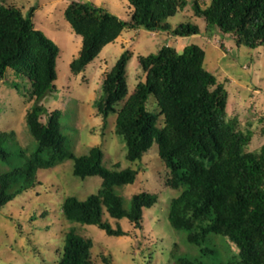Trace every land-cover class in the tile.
<instances>
[{
	"label": "trees",
	"instance_id": "obj_1",
	"mask_svg": "<svg viewBox=\"0 0 264 264\" xmlns=\"http://www.w3.org/2000/svg\"><path fill=\"white\" fill-rule=\"evenodd\" d=\"M128 1L127 18L90 1H70L64 15L82 37L81 50L70 62L73 73L87 69L103 47L125 30H164L180 37L199 34L198 24L188 21L173 28L169 22L189 5L207 26L231 34L237 46H264V0H210L206 6L201 0ZM37 8L32 5L24 13L17 4L0 0V80L11 69L21 81L13 80L10 85L34 100L26 122L36 142L33 149L24 148L13 142L15 131L0 132V209L40 184L41 169L71 159L76 176H100L102 183L85 199L67 196L62 205L64 217L96 225L108 235H128L120 223L114 226L108 217L117 221L127 218L143 228L144 209L151 208L159 196L137 192L126 205L117 188L135 183L140 170L119 168L118 163L106 167L102 146L76 155L68 145L62 129L63 111H48L42 103L56 90L60 47L36 27ZM131 57L130 50L122 53L106 74L95 101L104 119L116 113L115 132L125 141L126 158L141 161L156 142L171 173L168 184L183 187L175 203L183 202L186 213L178 209L171 215L173 227L187 228L189 242L198 246L212 232L236 245L238 252L230 261L220 259L215 264H264V143L258 150H248L253 132L239 127L237 117L227 120L229 92L205 67L204 48L193 43L179 51L163 45L157 52L139 55L146 77L132 92L126 74ZM93 245L92 238L70 229L65 233L58 264H96ZM216 251L215 244L202 246L208 255ZM175 253L173 249L172 264H194L193 259L176 257ZM104 260L111 262L108 257Z\"/></svg>",
	"mask_w": 264,
	"mask_h": 264
},
{
	"label": "rangeland",
	"instance_id": "obj_2",
	"mask_svg": "<svg viewBox=\"0 0 264 264\" xmlns=\"http://www.w3.org/2000/svg\"><path fill=\"white\" fill-rule=\"evenodd\" d=\"M6 1L17 4L24 13L32 5H37L34 14L36 27L60 47L56 90L50 92L42 103L48 111H63L62 129L68 136L70 148L76 155H82L99 145L105 153L106 167H114L118 163L119 168L131 166L140 170L135 183L117 188L126 205L137 192L157 193L159 198L151 208L144 209L143 228L135 227L127 218L117 221L108 217L114 226L120 223L129 233L112 236L96 225L70 222L62 214L65 198L74 195L85 199L97 192L102 183L100 176L85 179L76 176L71 159L41 169L38 174L40 184L0 209V264H58L65 233L72 228L92 238L96 264H106L104 257L111 259L109 264H172L173 249L176 257L191 258L194 264H215L220 259L230 261L238 248L225 236L212 232L198 246L189 242L187 228L178 230L173 227L171 215L178 209L182 214L186 213L183 202L175 203L183 187L174 188L168 184L171 173L159 156L157 143L152 145L141 161L130 162L126 158L125 141L115 132L116 113L104 119L95 101L101 94L106 74L125 50L132 51L126 73L132 92L137 83L146 77L139 55L157 52L163 45H171L182 51L186 45L199 44L206 52L205 67L225 83L229 92L227 120L237 117L239 127L251 130L253 135L247 149L258 150L264 143V46H237L231 34L222 32L216 26H207L205 20L197 17L189 5L170 17L169 22L173 28L188 21L198 24L201 28L199 34L180 37L164 30H125L103 47L87 69L75 74L70 69V62L81 50L82 37L75 33L64 15L71 0ZM85 1L124 18L130 12L128 0ZM201 2L206 6L210 0ZM13 80L21 81L11 69L6 78L0 80V132L15 131L13 142L33 149L36 142L28 130L26 113L34 100L12 87L10 82ZM26 85L29 86L28 82ZM43 120H46V116ZM13 142L9 140L7 144ZM213 244L217 246L215 254L202 252V246Z\"/></svg>",
	"mask_w": 264,
	"mask_h": 264
}]
</instances>
